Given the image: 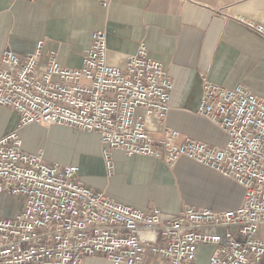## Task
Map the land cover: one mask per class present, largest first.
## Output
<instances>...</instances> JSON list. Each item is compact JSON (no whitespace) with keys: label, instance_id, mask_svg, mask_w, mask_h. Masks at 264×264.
<instances>
[{"label":"built area","instance_id":"1","mask_svg":"<svg viewBox=\"0 0 264 264\" xmlns=\"http://www.w3.org/2000/svg\"><path fill=\"white\" fill-rule=\"evenodd\" d=\"M235 19L264 36V25ZM41 55L42 42L27 56L10 49L0 54V106L20 115L19 126L99 134L109 176L114 149L170 166L186 157L235 180L244 196L222 211L187 206L167 216L157 206L143 209L88 186L78 165L47 162L43 150H24L12 131L0 137V193L20 198L22 206L0 218V264H83L98 254L112 264H198L204 245L212 246L208 264H264V98L242 84L225 87L202 75L197 113L227 134L224 145H210L181 139L166 124L173 81L146 43L124 65L108 62L104 29L93 32L79 68L63 66L51 53L39 72ZM150 118L162 136L150 132Z\"/></svg>","mask_w":264,"mask_h":264},{"label":"crops","instance_id":"2","mask_svg":"<svg viewBox=\"0 0 264 264\" xmlns=\"http://www.w3.org/2000/svg\"><path fill=\"white\" fill-rule=\"evenodd\" d=\"M239 15L264 25V0H110L107 6L103 0H0V54L10 49L27 56L42 42L38 68L42 72L51 53L65 67H81L84 50L98 29L107 32L108 62L114 65H124L144 42L150 56L164 63L173 81L166 124L178 129L181 139L189 136L210 145H224L226 132L197 113L202 75L225 87L242 84L264 98V36L237 21ZM20 120L12 108L0 106V137L17 131L24 150H43L45 158L50 149L61 144V133H71L76 141L70 144L69 160L61 163L78 165L85 184L105 190L120 202L143 209L157 206L172 216L187 206L222 211L243 199L244 188L235 180L186 157L170 166L152 156L129 157L114 149L115 173L109 176L99 134L61 125L19 126ZM147 123L153 135L162 136L155 119ZM184 160L203 171L182 175L178 165ZM203 172L206 177L201 179ZM185 181L193 182L192 187L219 184L220 194L207 193L214 201L198 204L206 194L187 197ZM225 200L230 203L222 208L211 204ZM83 264L112 263L98 254L85 258Z\"/></svg>","mask_w":264,"mask_h":264},{"label":"rangeland","instance_id":"3","mask_svg":"<svg viewBox=\"0 0 264 264\" xmlns=\"http://www.w3.org/2000/svg\"><path fill=\"white\" fill-rule=\"evenodd\" d=\"M70 135H63V133H61V136L59 138V143H61L59 146L57 147H53L52 149H50V151H48V154L45 157V160L49 163H52L53 161H59V162H63V161H67L70 158L71 155V148H70V144L74 143V141H76V137L72 136L71 133H69ZM85 137V136H82ZM81 137V138H82ZM87 137V136H86ZM80 138V140H81ZM90 150L94 151L95 149L93 148V146L91 145ZM85 149V147H84ZM86 150V149H85ZM179 170L183 171L184 174L186 173H195V172H201L202 168L188 162V161H182L179 165ZM205 170V169H204ZM203 171V170H202ZM213 173V172H211ZM201 174V173H200ZM215 174V173H213ZM194 176H197L194 175ZM185 176H183L184 178ZM205 173H202V177L201 179H204ZM212 178V177H211ZM208 179V178H206ZM192 183L193 182H188L185 181L183 183V189L185 192V195L187 197L192 196L193 198H197L198 196L200 197L201 194H206L205 197L203 198H199L198 200V204H205L208 201H214V197L208 196V194H220V189L221 186L219 184L217 185H208L206 186L205 184L202 183H197L196 185H194L192 187ZM194 193V194H193ZM193 194V195H191ZM241 195V193H240ZM206 196L208 198H206ZM206 198V199H205ZM230 203L226 202V200L223 201H219V203L217 202H212L211 204L217 208H222L221 206L226 205ZM22 206V200L18 197L15 196H11L9 194L6 193H0V218H7V217H11L13 215H15V213H17V211L21 208ZM212 252V246L210 245H204V246H200L198 249V253H197V258H198V264H208V260H209V255ZM153 259H149L147 264H153Z\"/></svg>","mask_w":264,"mask_h":264},{"label":"bare ground","instance_id":"4","mask_svg":"<svg viewBox=\"0 0 264 264\" xmlns=\"http://www.w3.org/2000/svg\"><path fill=\"white\" fill-rule=\"evenodd\" d=\"M180 163H181V162H180ZM180 163H179V164H180Z\"/></svg>","mask_w":264,"mask_h":264}]
</instances>
